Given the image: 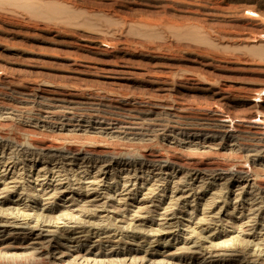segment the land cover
Segmentation results:
<instances>
[{
  "label": "rangeland",
  "instance_id": "obj_1",
  "mask_svg": "<svg viewBox=\"0 0 264 264\" xmlns=\"http://www.w3.org/2000/svg\"><path fill=\"white\" fill-rule=\"evenodd\" d=\"M0 190V264H264V0H0Z\"/></svg>",
  "mask_w": 264,
  "mask_h": 264
},
{
  "label": "bare ground",
  "instance_id": "obj_2",
  "mask_svg": "<svg viewBox=\"0 0 264 264\" xmlns=\"http://www.w3.org/2000/svg\"><path fill=\"white\" fill-rule=\"evenodd\" d=\"M98 48V47H97ZM105 71H106V69H105ZM89 183V182H88ZM1 191V190H0ZM32 221V220H31ZM5 224V223H4ZM47 236H53V231H51V230H47Z\"/></svg>",
  "mask_w": 264,
  "mask_h": 264
}]
</instances>
